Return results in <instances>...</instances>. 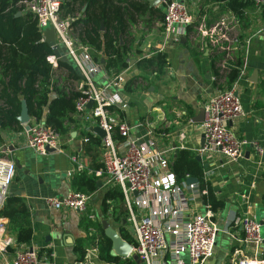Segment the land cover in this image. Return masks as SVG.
Wrapping results in <instances>:
<instances>
[{
    "label": "built area",
    "instance_id": "built-area-1",
    "mask_svg": "<svg viewBox=\"0 0 264 264\" xmlns=\"http://www.w3.org/2000/svg\"><path fill=\"white\" fill-rule=\"evenodd\" d=\"M64 0H22L18 7L30 13L37 20L43 42L44 31L55 32L54 54L46 57L47 64L57 73L61 58L57 50L62 47L67 59L74 67L78 78L68 81L70 92L76 93L72 118L83 128V135L94 133L99 127L105 133L101 140L100 164L102 168L91 171L83 165L80 155L69 157L76 172H86L103 182L106 187L114 186L121 190L126 210L128 227L133 228V252L143 264H205L214 257L218 232L214 213L209 206L203 211L196 210L198 200L206 193L199 184L187 185L185 180H178L172 170V161L176 150L164 146L160 140L166 136V127L151 121L139 122L135 126L119 120L116 110L127 109L120 92L125 83L124 72L110 69L104 84L94 79L100 72V64L93 60V50L83 44L79 33L72 27L73 20L63 17ZM256 12L264 11V0H252ZM158 8L163 11L164 35L170 38L176 28L192 26L194 18L184 0H159ZM236 20L231 16L219 18L211 25L203 18L197 27V35L210 49V55H221L218 65L221 78L214 74L211 82L218 91L205 101L204 117L200 125L205 146L199 147L195 155L221 154L224 159L235 164L243 157L245 149H250L256 156L264 155L263 149L256 141L237 137L231 127L234 119L243 115L238 97V80L244 74L243 66L238 67V77L227 87L224 82L228 71L235 68L224 67V61H234L238 49H242L240 30ZM174 42L178 37L172 36ZM246 44V43H245ZM69 57V58H68ZM129 68V67H128ZM65 75L64 73H62ZM54 75V77H55ZM54 95V94H52ZM91 103V108L88 104ZM26 131V147L36 155L47 156L63 153L61 136L44 118L30 120ZM119 136L114 140V134ZM86 142L82 138V143ZM82 152V148H81ZM14 161L6 148H0V209L10 196V185L15 174ZM204 179L210 176L204 171ZM89 195L81 191H71L62 197L45 199L46 205L56 211L72 210L85 214ZM94 220L93 216H88ZM242 233V245L252 247L250 256H243L238 264H264L261 259V246L264 239L260 237L264 229V216L253 220L247 216L234 217L228 224ZM3 228V227H2ZM92 234V233H91ZM15 249L11 264H41L37 252L27 246H18L12 238H1L0 254L8 249ZM239 253V252H237ZM86 264V263H85Z\"/></svg>",
    "mask_w": 264,
    "mask_h": 264
},
{
    "label": "crops",
    "instance_id": "crops-1",
    "mask_svg": "<svg viewBox=\"0 0 264 264\" xmlns=\"http://www.w3.org/2000/svg\"><path fill=\"white\" fill-rule=\"evenodd\" d=\"M184 1L192 15L195 14L199 1ZM218 11L213 10L210 17L206 15V19L211 23L219 18L231 17L229 13ZM245 17L247 28L242 33L240 31L242 41L246 43L240 50L244 74L237 81L243 115L234 119L231 127L237 137L258 142L264 152V93L260 88L264 79V11L258 13L252 5L246 10ZM153 25L149 31L139 24L127 40L131 50L129 68L120 71L124 72L125 83L134 76L143 75L148 79V84L139 80L142 87L134 93H126L124 83L120 96L127 104V109H117L116 114L119 120L130 126L146 121L163 125L166 127V136L160 142L164 146L176 151L187 149L195 154L200 147L202 132L190 120L199 114L205 101L218 91L217 85L211 82L213 69L209 58L210 49L197 34L188 36L186 30L176 28L171 37L166 38L161 22ZM172 36L178 37V42H174ZM154 51L164 52L169 64L158 79L140 71L136 65L139 59L150 57ZM57 54L61 63L70 64L69 59L64 60L67 57L62 47L57 50ZM103 62L94 79L98 84H104L109 75L110 69L106 70ZM234 64L231 60L224 61L225 68H232ZM60 72L65 74L67 71L61 67ZM72 127V131L61 138L64 152L47 156L36 155L26 147L24 127L17 132H1L6 135V141L0 143V148L7 149L16 167L10 196L20 197L28 207L26 219L33 229V238L28 247L37 252L41 264H108L100 259L99 252L93 246L92 238L96 230L92 224L106 220L117 232L121 225L112 223L111 217L104 218L102 200L107 187L103 182L97 181L99 185L96 191L89 194L85 214L72 210L56 211L45 203L49 197L58 198L76 191L72 182L77 172L69 161L70 156L79 154L81 163L88 170L92 171L97 166L81 152L82 126L76 123ZM201 163L204 171L210 173L207 181L215 197L224 203V208L214 214L218 228L215 254L205 264H238L241 257L252 254V247L245 248L240 230L228 224L236 215L259 221L264 216V155L259 157L250 149H245L243 157L235 164L228 163L219 153L202 155ZM195 208L204 210L201 199ZM96 212H100L98 218ZM88 216H93L94 220H89ZM123 226L128 230L127 223ZM9 227V221L0 217L1 238L10 237L15 241L14 234H9ZM80 240H84L86 255L78 263L75 248ZM14 251L11 248L1 253L0 264H11Z\"/></svg>",
    "mask_w": 264,
    "mask_h": 264
},
{
    "label": "trees",
    "instance_id": "trees-1",
    "mask_svg": "<svg viewBox=\"0 0 264 264\" xmlns=\"http://www.w3.org/2000/svg\"><path fill=\"white\" fill-rule=\"evenodd\" d=\"M20 1L22 0H0V143H3L2 131L23 130L16 121L21 111L22 100L28 107L30 120L44 118L46 125L58 132L61 138L68 135L72 131V126L77 123L71 116L75 109L77 94L70 92L68 86H64V82L68 83L78 78L76 71L70 64L60 61L59 66L64 67L67 72L60 77L63 80L60 86L55 85L53 80L55 71L46 62V57L54 54V51L42 42L35 17L18 7ZM198 1L200 2L196 3L197 19L192 26L186 28L188 36L197 34L196 29L203 18L207 25H211L206 15L210 17L215 9H218L219 13H229L238 23L241 33L247 28L245 12L253 5L252 0ZM62 8L65 12L64 17L73 20L72 27L79 33L83 44L93 50V60L99 64L104 61L103 66L106 70L113 68L116 72L129 67L131 50L127 40L131 37L133 29L139 24L146 23L150 31L154 23L162 22L163 19L162 9H150L144 0H64ZM240 54L241 51L238 49L234 55L235 68L225 75L224 82L227 87H230L238 77L237 68L242 66ZM209 58L213 74L221 78V69L218 65L223 57L212 53ZM136 65L140 71L147 72L156 79L169 66L166 54L161 51H154L150 57L139 59ZM139 80L148 84V79L143 75L134 76L124 84V92L134 93L140 89L142 85L139 84ZM260 88L264 93V79ZM83 138L86 142L82 143V151L97 164L95 169H92L97 171L102 168L101 140L92 134L83 135ZM118 138L117 133L114 134V140ZM195 156L187 149L177 150L172 161V170L178 180H183L186 176L195 179L206 192L201 197L203 205L209 206L216 214L224 208V203L215 197L210 182L204 179L203 164L198 162ZM97 181L98 178L88 175L85 171L77 172L72 185L76 191L89 195L96 191ZM102 206L104 218L111 217L115 223L120 224L121 237L133 245V237L122 223L126 219V210L121 190L114 186L107 187ZM27 213L28 207L24 200L14 196H9L0 209V217L9 221L11 226L9 234H14L15 244L19 247H28L33 238L32 226L26 219ZM92 226L96 230L92 238L93 246L99 252L100 259L108 264H136L127 259L112 258L109 255L112 243L105 237L102 223L98 222ZM83 241L80 240L75 248L78 263L82 262L86 255ZM261 250V259L264 260V242Z\"/></svg>",
    "mask_w": 264,
    "mask_h": 264
},
{
    "label": "water",
    "instance_id": "water-1",
    "mask_svg": "<svg viewBox=\"0 0 264 264\" xmlns=\"http://www.w3.org/2000/svg\"><path fill=\"white\" fill-rule=\"evenodd\" d=\"M147 5L149 6L150 9L152 8H158V4H159V0H144ZM20 13L17 14V16H19ZM101 30H103V26L101 27ZM44 40L43 42L50 48H54L55 46V32L52 29H46L44 31L43 34ZM102 63V61H101ZM91 103L88 104V107L91 108ZM20 107H21V111L20 114L17 116L16 121L19 123L20 126H23L25 128L26 131H28L29 127V122H30V117H29V111H28V107L26 106V103L24 100H22L20 102ZM203 117H204V110L203 108L199 111V114L194 116V118H192L190 120L191 123L196 124L197 128L200 129V125L203 121ZM94 133L97 134L100 138H104L105 137V133L103 132L102 129H100L99 127H96L94 129ZM73 136H75V134L73 133ZM1 137L3 139V141H6V135L4 133H1ZM200 147L203 148L205 146V142H204V137L203 134L200 135ZM13 148V147H12ZM48 151L50 153H54L55 151L53 149H48ZM195 159L198 162H201V157L199 155L195 156ZM187 185H196L198 184V182L193 179V178H188L185 180ZM99 185V184H98ZM124 225H126L125 221H122ZM102 229L104 232L105 237L110 241V243H112L111 246V250L109 255L112 258H117V259H132L135 262H140L138 260V258L136 257V255L133 252V246L132 244L126 242L119 234V232H117L115 229H113V227L110 225V223H108L106 220H102ZM128 231L130 232V234H133V228L132 227H128ZM86 264H90V263H86Z\"/></svg>",
    "mask_w": 264,
    "mask_h": 264
},
{
    "label": "rangeland",
    "instance_id": "rangeland-1",
    "mask_svg": "<svg viewBox=\"0 0 264 264\" xmlns=\"http://www.w3.org/2000/svg\"><path fill=\"white\" fill-rule=\"evenodd\" d=\"M194 2H196V0L194 1ZM200 2V1H199ZM196 10H197V7L195 8V12H196ZM197 13H195V14H193L192 16H193V18L195 17V15H196ZM65 16V12L63 11V17ZM197 17V16H196ZM140 25H142V26H144V27H146L147 28V25H146V23H143V24H140ZM69 58V57H68ZM64 60H67V58H65ZM68 61V60H67ZM61 76H63V74L62 73H57V75H55V77H54V81H55V85H57V86H60V84L63 82V80H62V78H60ZM63 85V84H62ZM64 86H68V88L70 87L71 88V86H70V84L69 83H65L64 82ZM62 87V86H61ZM99 157V156H98ZM98 160H99V158H98ZM96 214V217L98 218V216H99V214H100V212H96L95 213ZM108 219H110V218H108ZM112 223H115L114 221H111ZM116 225H117V223H115ZM119 232V231H118ZM120 234V233H119ZM121 236V235H120ZM260 237H262L263 239H264V229L263 228H261V230H260ZM88 244L89 245H93L92 244V242H88ZM94 248V247H93ZM88 250V249H87ZM128 260H130V262H133V260L132 259H128ZM137 264V263H136Z\"/></svg>",
    "mask_w": 264,
    "mask_h": 264
}]
</instances>
